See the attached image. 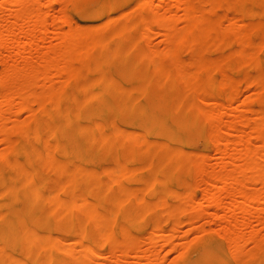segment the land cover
<instances>
[{
	"label": "rangeland",
	"instance_id": "374dc122",
	"mask_svg": "<svg viewBox=\"0 0 264 264\" xmlns=\"http://www.w3.org/2000/svg\"><path fill=\"white\" fill-rule=\"evenodd\" d=\"M189 6L193 14L187 13ZM96 7L101 11L94 15ZM125 25L130 29L123 33ZM116 27L123 30L118 35ZM120 37L128 41L119 45ZM99 38L106 41L95 44ZM119 52L117 60L124 57L123 62L116 60ZM101 67L111 74L132 71L131 80H122L131 89L130 100L148 104L161 97L158 118L182 141L181 158L161 151L164 138L133 136L119 113L104 130L113 146L90 143V163L60 154L43 123L45 112L54 113V102L67 94L99 93L90 84L100 79L96 68ZM16 86L22 87L19 94ZM105 93L115 96L109 87ZM108 105L113 107V101ZM74 107L68 100L58 112ZM193 119L197 142L186 145L194 131L180 125ZM259 134L264 136V0H0V173L21 168L22 147L37 149L40 156L33 164L50 186L73 181L53 191L65 198V190H77L70 197L74 213L69 219L57 217L59 225L85 226L83 243L96 240L95 253L108 237L85 202L108 184L120 202L116 240L134 245L122 254L123 264H181L202 244L223 248L219 264H261L264 137ZM127 137L132 140L126 142ZM123 144L131 157L121 153ZM245 150L251 155L246 157ZM160 157H178L180 170L167 162L161 171H151ZM250 160L262 171L251 166L249 171ZM173 218L176 227L170 232ZM52 226L47 231L54 244L67 243L82 254L76 231ZM139 250L155 255L141 256ZM61 252L67 264H82ZM119 254L120 249L106 251L100 260L91 254L94 260L85 264H113ZM35 256L40 264L47 262Z\"/></svg>",
	"mask_w": 264,
	"mask_h": 264
},
{
	"label": "bare ground",
	"instance_id": "6f19581e",
	"mask_svg": "<svg viewBox=\"0 0 264 264\" xmlns=\"http://www.w3.org/2000/svg\"><path fill=\"white\" fill-rule=\"evenodd\" d=\"M21 1L22 0H12V2L16 3ZM191 7L192 6H189L187 8V13L189 14L194 13V7L190 9ZM100 11L101 9L96 7L92 11V14L95 15L100 13ZM141 19H145V17L142 15ZM125 26H123V33L130 29L129 26ZM169 26L170 24L167 25L168 29ZM113 31L118 35V33H121L123 30L122 27H116ZM120 38L121 41L119 39V45L125 44L128 41L127 39L123 40L122 37ZM105 41L106 39L103 40V38H99L98 40L95 39L94 43L100 44ZM119 54L120 52L117 54L118 57L116 60L120 58ZM122 59H124V57ZM122 59L117 61L123 62ZM101 60H103V57ZM96 69L99 70V74L101 71L100 79L91 83L90 87L94 88V90L97 89L96 91H100L99 93H92L84 96H78L75 93L67 94L64 98L58 99L54 102V106H52L54 108V110H52L54 113H51L50 111L45 112V122L43 121V123L48 125V132L51 134L52 139L58 143L60 154L68 158H83L87 164L90 163V143L95 141V144L101 142L104 146H113L111 139L106 135L104 130L105 127H109L111 123L117 122L114 120L113 113H119L121 114L120 122L124 123L126 127H129L132 130L130 133H133V136L142 134L144 136L157 135L158 137L164 138L166 143L160 147L161 151H169L173 155H177L181 158L183 152L180 150L179 146L182 144V141L167 123L162 122L163 120L158 118L159 112L163 107V104L160 101L161 97L148 101V104H142L141 101L136 99L130 100L129 93L131 89L127 85L128 82L123 83L122 80H124L125 76L130 78V80L135 76L131 70H129L128 75H126L127 71L125 70L111 74L104 71L105 69H102V67ZM16 87L21 88L19 92L17 91L18 88L15 90V92L17 91L19 94L22 87ZM108 87L114 89L115 96L111 94L106 96L107 94L105 92ZM75 89H78L81 92L80 88ZM14 93L13 96H17V94ZM7 99L9 100V98H6V102H8ZM66 100L75 103L74 109H71V111L66 110L61 113L58 112L63 106V103L67 102ZM109 100L113 101V107L112 105L111 107L108 105ZM129 102L131 104H129ZM84 107L87 108L84 109ZM128 112L131 113L129 114ZM78 115L82 117L81 121L75 122L74 118H77ZM194 120L195 119H193V121H184L180 125L181 129L190 128V130L192 129L194 131V133L192 132L194 136L192 138L189 137V139L185 141L186 145L194 143L195 134L198 135L197 124ZM91 127H95L98 130L96 134L92 133ZM257 137L262 139L264 136L259 134ZM242 139L243 138L241 137V140ZM130 140H132V137L126 138V142ZM190 140H192V143ZM217 140L220 142V139L217 138ZM243 140L246 139L244 138ZM196 142L197 140H195V143ZM219 142L217 141V143ZM245 142H243V145ZM120 147L123 149V152L121 153H125L124 155L126 158L132 156H128L130 150L128 146L123 144L120 145ZM224 150H226V148ZM246 150L244 154H246V157L250 156L251 153L246 152ZM39 156L40 153L37 149L22 147L20 158L21 168L13 173L6 171L0 173V264H40L35 253H39L41 257H43V260L47 261L45 264H67L66 259L58 255L62 253L61 250L64 251L66 255L70 254L72 259L75 258L80 263L85 264V262L94 260L92 259L93 256L91 254L100 260L104 258L103 254L106 251L113 254L118 249L121 250V255L119 254L117 256L115 262L116 264H120L121 256L123 257L124 253H127L126 251L129 249H133L134 245L128 242L123 244L116 240V219L120 218L121 211L119 206L120 202L118 196L114 194V189L108 184L102 186L99 192H94L91 201L86 199L85 202L86 205H92V209L89 213L92 218H97L99 225L103 229V234L108 237L106 246L100 250L98 249V252L95 253L96 240H89L87 244L83 243L84 240H87L88 236L87 228L85 226L79 225V223L76 225L74 222H69L63 227L59 225L58 218L62 220L69 219L74 213L75 208L70 202V197L76 194L77 190L75 187L72 190H65L64 194L67 196L65 198L56 194L53 189L63 187L65 183H72L73 181L71 178H68L65 181L57 180V185L55 187L50 186V180L42 175L33 164V161ZM179 158L173 157L169 160V158L162 157L156 164L157 167L155 169L152 168L151 171H161V166L167 162L171 163L170 165H172L174 171H178L181 166V162L178 160ZM253 161L250 160L248 161L249 164L247 163L248 165H245L247 168L249 166V171L258 165H255L254 162L256 161ZM250 162L253 164V167L250 165ZM259 167L261 168L263 166H260L259 164V166L253 170L258 169L259 171H262L263 168L260 170ZM57 170H65V168L59 166ZM244 170H246V168L242 169L243 172ZM262 172H264V169ZM232 181L231 186H229L230 181L228 184L224 183L225 186L228 185L226 188L232 187ZM214 187L218 188L216 185ZM241 192L244 193L245 191L241 190ZM212 194L213 193H210L209 198L214 196H212ZM243 195L246 198V193ZM157 224H159V222H157ZM52 225L61 226L59 227L60 231H76V243L80 242L84 245L82 254L80 253L77 255L76 250L70 248L67 243L54 244L51 241L52 234L47 231L48 227H51ZM175 227L176 220L173 218L172 226L169 229L170 232H172ZM157 236H160V234ZM147 251L148 250H145L144 252L142 250L139 253H142L141 256H143V254L146 255L145 253ZM149 252L150 251H148V253ZM152 252L153 253L150 252L151 254H149H154L153 250ZM14 253H17L18 255L14 256ZM223 254V248L220 245L212 246L202 244L197 247L195 256L192 259L183 261L181 264H219L223 261ZM138 256L141 257L140 254ZM155 257H157V255ZM261 264H264V258L262 259Z\"/></svg>",
	"mask_w": 264,
	"mask_h": 264
}]
</instances>
